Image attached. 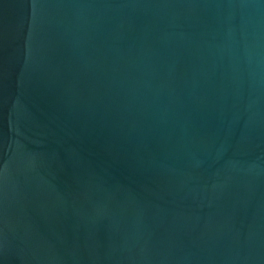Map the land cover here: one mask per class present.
<instances>
[{
	"label": "water",
	"instance_id": "95a60500",
	"mask_svg": "<svg viewBox=\"0 0 264 264\" xmlns=\"http://www.w3.org/2000/svg\"><path fill=\"white\" fill-rule=\"evenodd\" d=\"M0 264H264V0H0Z\"/></svg>",
	"mask_w": 264,
	"mask_h": 264
}]
</instances>
